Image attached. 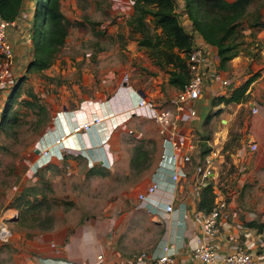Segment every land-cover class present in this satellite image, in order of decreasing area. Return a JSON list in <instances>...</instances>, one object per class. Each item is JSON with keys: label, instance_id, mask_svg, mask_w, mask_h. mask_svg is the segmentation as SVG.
<instances>
[{"label": "rangeland", "instance_id": "1", "mask_svg": "<svg viewBox=\"0 0 264 264\" xmlns=\"http://www.w3.org/2000/svg\"><path fill=\"white\" fill-rule=\"evenodd\" d=\"M175 1L179 19L193 32L186 0ZM263 3L264 0H256L250 5L251 11L260 9L264 15ZM61 9L70 21L69 34L55 62L42 72H28L36 43L42 39L35 30L47 27L40 15L41 1L25 0L17 24L9 33V38L16 41L12 71L0 87V215L15 209L18 217L11 224L12 238L0 244V264H40V238L54 229L65 230L69 235L83 231L94 240L96 229L109 231L116 223H136L142 228L143 223H148L142 214L148 213L138 205L137 195L149 181L139 172V167L153 154L155 157L158 149L157 129L152 121L134 118L118 128L111 138L114 154L111 162H94L81 155V151L65 146L60 163L37 167L39 150L48 147L43 144L46 132L65 105L77 107L99 97V91L108 95L111 88L126 80L150 82L165 88L164 70L148 69L146 62L151 59L146 50L138 46L139 34L134 33L129 24L134 13L132 0H63ZM244 27L249 35L250 28L246 23ZM249 38L252 37L248 36L247 40ZM253 42V49L262 45L258 40L253 39ZM17 86L21 94L12 98ZM30 92L45 105V112H33L26 106ZM9 103L17 117L12 127L4 122V111ZM233 110L235 107L229 112ZM240 113L231 119L233 125L238 123L239 118H236ZM221 117L215 119L220 124ZM203 130V137L213 136V129L205 127ZM231 135L229 143L233 145L240 134L232 129ZM199 147L207 149L201 142ZM139 149H143L145 155L136 162ZM192 177L182 182V198L191 195V184L195 192L200 190L194 178L192 183ZM239 177L237 173H219L227 196L230 199L238 196L239 207H242ZM129 212L139 214L128 216ZM161 229L148 223L143 234L155 241ZM136 230L133 228V234L138 239L136 233L142 232Z\"/></svg>", "mask_w": 264, "mask_h": 264}, {"label": "crops", "instance_id": "2", "mask_svg": "<svg viewBox=\"0 0 264 264\" xmlns=\"http://www.w3.org/2000/svg\"><path fill=\"white\" fill-rule=\"evenodd\" d=\"M251 32L255 33V36L248 39L250 46L247 47L246 44L244 49L227 64V67L222 69L224 76L230 80V85L228 87L220 83L208 85L196 102L198 116L187 124V128L195 135L198 144L201 142L207 145V149L217 140L226 145L233 137L232 129H236L240 134L237 142L228 150V158L226 157L225 162H221L216 168L215 174L224 171L230 175L233 173L240 175L238 182L242 187V207H239L238 196H233L232 199L228 197L230 204L228 217L222 223L217 246L222 254H226L240 244L257 242L261 245L260 264H264V42L262 41L264 27L254 31L250 29L249 33ZM253 39L258 40L262 45L253 49L254 45L251 46L255 43ZM10 40L14 45L16 39L10 38ZM194 40L196 44L209 45L197 32L194 34ZM210 46L214 55L218 57L217 47ZM146 63L149 70H164L166 74L164 89L150 82L141 84L136 81L131 83L129 80L121 82L113 89L109 87L111 91L108 95L99 91V97L86 100L77 107L72 108L71 104H67L56 114L46 132L43 144L52 147L54 138L62 133H69L64 142L65 146L81 151V155L94 162L101 164L111 162L114 159L111 150L113 133L131 119H148L137 112L139 99L147 97L163 103L182 89L170 83V74L166 68H161L152 59ZM248 81L250 83L245 98L240 102L227 104L219 101L220 97H230L235 88L243 86ZM173 87L178 90L175 92ZM233 107L235 110L230 113L229 109ZM81 108L86 111L88 118L101 115L103 121L84 133H73V127L79 122L77 115ZM254 108H257V112H254ZM238 112H241V116H237L236 119L239 118V121L233 125L231 119L234 120ZM219 116H222V124L215 120ZM205 127L213 129V136L203 137L202 132ZM155 142L158 148L156 156L152 164L144 168L142 173L149 178L145 189L152 181L164 146V141L158 132ZM252 143L257 144L256 150L250 148ZM201 151L200 148V153L194 158V164L204 157ZM61 160L54 156L47 165L53 162L60 163ZM193 167L191 164L187 169V178L193 176L192 183ZM164 171L161 178L165 189L159 191V194L168 197L167 189L171 186L170 171L169 168ZM189 189L191 195L183 198L179 190L175 200L177 210L170 215L148 211L147 207L150 208L151 204L149 202L141 204L137 198L138 205L148 213H142L144 217H147L148 223L162 228L160 236L155 241H151L143 234L148 223H143L142 228H139L136 223H133L134 225L116 223L109 231L103 232L96 229L94 240H91L88 233L83 231L69 235L65 230L54 229L44 233L40 238V264H140L133 256L135 253L148 251L152 255H157L164 242L173 243L178 247L177 264H203L193 257V249L201 232V221L198 216L200 192L197 190L195 192V186L192 184ZM137 214L139 213L129 212L128 216ZM251 222L255 225L250 226ZM133 228L137 229L136 232H142V234L136 233V236H139L138 239L133 234ZM100 255L102 257H99Z\"/></svg>", "mask_w": 264, "mask_h": 264}, {"label": "built area", "instance_id": "3", "mask_svg": "<svg viewBox=\"0 0 264 264\" xmlns=\"http://www.w3.org/2000/svg\"><path fill=\"white\" fill-rule=\"evenodd\" d=\"M17 24L16 20L10 21L0 14V87L12 71L15 59V49L9 38L10 29ZM187 66L190 78L184 87L163 103H157L147 97L138 101V114L151 120L159 135L164 141L163 149L159 156V164L152 176L151 183L144 191L138 193L137 198L141 204L150 203V212H162L170 215L176 212L175 200L179 194L183 180L188 176L187 169L193 165L195 184L201 188L208 183H213L215 200L211 210H199L201 232L193 249V257L203 264H260L261 245L257 242L240 244L237 248L222 254L217 246L221 233L222 223L228 217L229 199L220 183L219 174L214 177L216 168L228 156L225 144L215 141L197 164H194L196 154L200 153L199 144L187 124L198 116L196 102L200 99L203 90L212 83H220L228 87L230 81L219 67V58L214 55L211 46L194 44L187 54ZM128 81V80H126ZM85 107V106H84ZM257 112V108H254ZM79 122L73 127V133H84L94 125L103 121L101 115L88 118L86 111H78ZM69 133H62L53 140L52 147L39 150L40 157L37 167L48 164L52 157L64 158L65 145ZM252 150L257 149V144H250ZM170 171L171 183L167 191L168 197L159 194L164 190L162 175L164 170ZM18 217V211L13 209L0 215V244H5L13 236L11 224ZM178 247L169 242L161 245V251L152 255L148 251L135 253L133 256L140 264H177L176 255ZM99 257H102L101 255Z\"/></svg>", "mask_w": 264, "mask_h": 264}, {"label": "trees", "instance_id": "4", "mask_svg": "<svg viewBox=\"0 0 264 264\" xmlns=\"http://www.w3.org/2000/svg\"><path fill=\"white\" fill-rule=\"evenodd\" d=\"M25 0H0V14L3 18L13 21L18 18ZM41 1L40 15L42 23H46V30L36 28L35 34L41 36L36 43L34 59L28 67V72H42L49 68L56 59L57 53L66 42L69 34L70 21L63 14L61 3L63 0H39ZM134 13L129 21L138 46L144 48L153 62L161 68H166L170 74V83L183 88L190 75L187 66V54L195 44L194 34L199 33L204 41L217 47L220 69H225L227 64L237 56L248 43V36L254 37L255 33H245L244 24L248 28L259 30L264 27V15L260 9L251 11L250 5L256 0H186L189 16L193 21V32L186 29L178 17L175 0H132ZM264 5V3H263ZM149 19V21L147 20ZM249 81L243 86L233 90L230 97H220L219 101L226 103L240 102L245 98ZM21 92L19 87L12 98H17ZM26 106L33 112H45L46 107L37 100V95L29 93ZM13 106L9 103L5 109L4 122L8 127L16 124L17 117L13 113ZM3 122V125H4ZM231 143L225 145L230 150ZM208 149H203L204 156ZM145 155L143 149H139L135 155L136 162ZM154 154L149 160L140 165L139 172L148 168L153 162ZM199 210H211L215 200L213 183H208L199 190ZM254 226L255 223H249Z\"/></svg>", "mask_w": 264, "mask_h": 264}]
</instances>
